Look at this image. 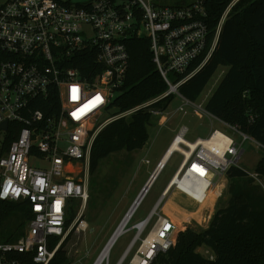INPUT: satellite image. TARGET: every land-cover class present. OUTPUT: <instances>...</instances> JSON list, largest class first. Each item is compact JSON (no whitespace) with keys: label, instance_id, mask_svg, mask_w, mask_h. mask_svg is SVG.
<instances>
[{"label":"built area","instance_id":"built-area-1","mask_svg":"<svg viewBox=\"0 0 264 264\" xmlns=\"http://www.w3.org/2000/svg\"><path fill=\"white\" fill-rule=\"evenodd\" d=\"M236 1L229 3L210 38L204 21L207 0H0V200L24 201L31 214L19 238L0 241V264H19L14 256L18 253H33L34 262L47 264L73 228L87 229L83 211L90 149L111 121L169 95L180 97L178 111L190 107L216 118L183 97L178 87L211 56L221 24ZM134 37L149 41L151 60L166 90L106 116L124 84L128 42ZM70 61L81 63L87 74ZM219 121L242 140L250 138ZM187 132L186 125L179 126L150 177L178 152L181 160L165 190L175 189L201 204L227 170L237 166L243 149L220 131L215 137L216 129L192 142L185 139ZM173 144L177 147L165 159ZM165 197L162 194L145 218L131 226L123 223L133 213L127 211L113 234L119 228L115 239L132 229L134 233L116 264H150L172 247L179 222L162 211ZM72 206L76 213L66 225ZM54 237L59 240L50 248ZM104 260L107 264L108 257Z\"/></svg>","mask_w":264,"mask_h":264},{"label":"trees","instance_id":"trees-1","mask_svg":"<svg viewBox=\"0 0 264 264\" xmlns=\"http://www.w3.org/2000/svg\"><path fill=\"white\" fill-rule=\"evenodd\" d=\"M231 1L207 0L204 21L210 38ZM128 51L129 67L124 84L111 103L110 108L115 109L112 114L152 100L166 90L151 60L149 41L134 37L128 42ZM89 60V56H84L85 65ZM70 65L77 66L83 75L87 74L81 63L70 61ZM218 65L226 66L227 70L204 109L258 143L263 154L253 174L264 184V0H237L230 7L221 24L214 51L189 79L179 85V93L195 101ZM172 96L150 102L128 117L107 124L92 143L88 173L95 172L100 160L113 152L141 149L148 140L147 126L152 118L150 110H164ZM39 107L43 108L42 105ZM225 175L230 181L227 204L217 208L201 230L181 226L172 247L157 254L150 264H264V189L238 166H231ZM75 213L76 208L72 206L65 218L66 225ZM30 217L28 203L0 200V241L19 238ZM6 223H14L15 226L7 229L3 226ZM68 239L69 234L47 264H67L65 245ZM50 240L49 246L53 248L59 238ZM200 246L207 247L213 257L196 251ZM14 256L19 264H39L32 260L33 253Z\"/></svg>","mask_w":264,"mask_h":264},{"label":"rangeland","instance_id":"rangeland-1","mask_svg":"<svg viewBox=\"0 0 264 264\" xmlns=\"http://www.w3.org/2000/svg\"><path fill=\"white\" fill-rule=\"evenodd\" d=\"M226 70L227 67L224 65L217 66L201 94L194 101L195 104H199L204 108L207 100L225 75ZM180 104V97L173 95L164 110L159 114H152L150 124L147 126L148 140L141 149L130 152L126 150L113 152L100 160L95 172L89 174L87 171L88 199L83 211V218L86 220L88 227L85 231H78L73 228L68 233L69 239L65 245L68 255L67 264H92L94 262L121 219L124 209L119 210V205L123 196L129 200L132 199L145 180L146 168L150 170L153 168L181 125H186L188 128L185 139L189 142L194 141L196 138H207L214 129L232 137L241 144L243 149L237 166L253 173L256 163L263 154L262 149L254 140L250 138L242 140L237 132L203 111L194 112L190 107L186 108V112L178 111L177 108ZM113 111L115 109L111 108L106 116L111 115ZM145 159L149 160V164L144 161ZM180 160L181 155L178 152H173L168 157L164 167L135 208L128 226L145 218L157 200L160 191L175 172ZM115 182L117 183L116 187L112 185ZM254 182L260 184L264 189L261 179L255 178ZM229 186L230 181L224 175L218 187L215 190L212 189L208 199L199 206L175 189H171L166 195L164 203H167L168 199L175 194L179 197L175 201H180L178 202L180 206L185 205L188 209L198 206L194 216L183 215L178 220L179 228L185 226L198 231L207 226L211 215L217 208L227 204L230 196ZM220 188H222V192L215 199V194L219 192ZM75 203L78 205L79 202ZM3 226H6L7 229H13L15 224L8 225L6 223ZM23 231L24 228L21 229V234ZM133 233L134 229L120 234L115 239L108 251L107 264H116ZM208 250L205 246L196 249L203 256L209 255ZM102 264H106V260Z\"/></svg>","mask_w":264,"mask_h":264},{"label":"bare ground","instance_id":"bare-ground-1","mask_svg":"<svg viewBox=\"0 0 264 264\" xmlns=\"http://www.w3.org/2000/svg\"><path fill=\"white\" fill-rule=\"evenodd\" d=\"M218 136H221V133L218 131L217 133H215V137H218ZM220 143H222V142H220ZM190 145L191 146H193L192 145V143H190ZM177 147V145L176 144H173L172 145V147L169 149V151L166 153V156H165V159L167 158V156H168V154H169V152L172 150V149H174V148H176ZM182 149V148H181ZM189 186H195V187H197L193 182H188L187 183ZM221 185V184H220ZM219 185V186H220ZM218 186H216V188H217ZM216 188H213V190H215ZM177 198H179L178 196H176L175 194H173L169 199H168V201H167V203H166V211L167 212H170L174 217L175 216H177V217H175L176 219H178L179 220V218H181L183 215H186V216H194V213H195V211H196V209L198 208V206L200 205V204H197L198 206H196L195 208H190V209H188V208H186L185 207V205L183 206V205H181L180 206V204L178 203V202H180V201H175ZM131 213V212H130ZM130 213L129 214H127L126 215V217H125V219H124V222L123 223H125V222H129V219H130ZM174 214H176V215H174ZM122 223V224H123ZM119 231H120V228L118 229V231L116 232V234H114V237L112 238V240H108L109 241V243H108V241H107V243L105 244V246L102 248V250L100 251V253L98 254V256H97V258H96V263L95 264H101V262L105 259V258H107L108 257V251H109V249H110V247H111V244H112V242H113V240L115 239V237H116V235L119 233ZM95 261V260H94Z\"/></svg>","mask_w":264,"mask_h":264},{"label":"crops","instance_id":"crops-1","mask_svg":"<svg viewBox=\"0 0 264 264\" xmlns=\"http://www.w3.org/2000/svg\"><path fill=\"white\" fill-rule=\"evenodd\" d=\"M253 140V139H252ZM258 144V143H257ZM167 148V147H166ZM166 150V149H165ZM165 150H164V152L162 153V155L158 158V160L156 161V163H155V165L153 166V168L150 170V169H148V168H146V170H145V180H144V182H143V184L140 186V188L138 189V191L135 193V195L132 197V199H128L127 197H125V196H123V198H122V202H121V204L119 205V210H122V209H124V211H123V213L121 214V219H120V221H119V223L117 224V226L115 227V229L113 230V232L117 229V227H118V225L120 224V222H121V220L124 218V216H125V214L127 213V211L130 209V207H131V205H132V203L134 202V200L136 199V197L138 196V194L140 193V191L142 190V188L144 187V185L149 181V185H148V189H149V187H150V185L153 183V181H154V179L156 178V176L158 175V173L160 172H158L157 174H156V176L153 178V179H151V175H152V173H153V171H154V169H155V166H156V164H157V162L160 160V158H162V156H163V154L165 153ZM147 164H149V160L148 159H145L144 160ZM249 173V172H248ZM250 174V173H249ZM170 180V179H169ZM169 180H168V182H169ZM168 182L166 183V185L163 187V189L160 191V194H159V196H158V198H157V200L160 198V196L162 195V194H166V195H168V193L171 191V190H169V189H167V190H165V188H166V186H167V184H168ZM112 185H114L115 187H116V185H117V183L115 182V183H113ZM147 189V190H148ZM165 190V191H164ZM144 196V195H143ZM102 200V199H101ZM106 200V199H105ZM157 200L155 201V203L157 202ZM103 202H104V199H103ZM108 202V201H107ZM154 203V204H155ZM139 204V203H138ZM154 204H153V206H154ZM138 206V205H137ZM136 206V207H137ZM152 206V207H153ZM151 207V208H152ZM135 210V209H134ZM134 210H133V212H134ZM151 210V209H150ZM149 210V211H150ZM162 211L164 212V213H166V214H168V215H170V217H173V218H175L170 212H167L166 211V203L164 204V206H163V208H162ZM133 214V213H132ZM132 216V215H131ZM176 219V218H175ZM176 220H178V219H176ZM113 232L111 233V235L113 234ZM110 235V236H111ZM110 238V237H109ZM209 251V255L207 256V257H209V258H212L213 257V253L210 251V250H208Z\"/></svg>","mask_w":264,"mask_h":264},{"label":"water","instance_id":"water-1","mask_svg":"<svg viewBox=\"0 0 264 264\" xmlns=\"http://www.w3.org/2000/svg\"><path fill=\"white\" fill-rule=\"evenodd\" d=\"M1 127L3 129L6 128V122L2 123ZM148 185H149V181L144 185V187L142 188V190L140 191V193L138 194V196L136 197V199L134 200V202L132 203L130 209L128 210V213L132 210H134L136 208V206L138 205V203L140 202V200L142 199L143 195L145 194V192L147 191L148 189ZM114 237V234L111 235V237L109 238V241L112 240V238ZM108 241V243H109ZM114 242V241H113ZM112 242V244H113ZM107 243V244H108ZM111 244V245H112Z\"/></svg>","mask_w":264,"mask_h":264}]
</instances>
